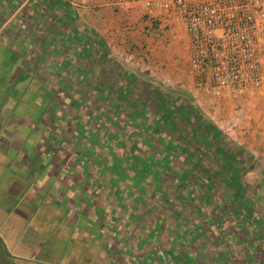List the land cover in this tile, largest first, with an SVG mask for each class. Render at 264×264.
Segmentation results:
<instances>
[{
	"label": "rangeland",
	"instance_id": "374dc122",
	"mask_svg": "<svg viewBox=\"0 0 264 264\" xmlns=\"http://www.w3.org/2000/svg\"><path fill=\"white\" fill-rule=\"evenodd\" d=\"M163 31L164 37H162L163 41L160 43L162 47L171 44L173 36L177 34L182 37L180 40L178 39V42L184 45L187 44L184 33L179 32L171 35V30L168 26L164 25ZM52 39L49 40V43L55 41L54 39L52 41ZM59 41L61 46L67 44L63 39ZM111 45L109 48H111ZM61 52H64V49L59 51L60 55ZM71 52L68 54H71ZM2 54L0 51V145L7 144L10 148L1 147L0 150V264H115L113 260L116 259V256L125 255V257L131 258V253L139 250L136 247V242L140 235L138 229L146 224V221L142 222L141 220L146 219V210L153 211V205H157L158 208L167 206L168 209L176 210L183 207L182 203L188 204L189 208L193 206L198 207L201 203L202 205L197 208L196 212L202 213L203 217L204 215L212 216L211 209H213V214H215L214 207L218 203L215 202L214 205H211L213 202L211 200H214L212 197L214 195L216 197L229 195V187L218 185V179L213 178L212 184L217 185L216 189L210 194L211 198H209L207 194L208 190H206L203 193V200H201L199 194L204 191V188L199 187L197 183L193 182L199 181V185H201L202 182L205 184L208 180L193 179L190 175L191 168L188 167L182 172V176L186 177L190 175V181L180 192V197H186V201H179L180 206L178 207L177 204L172 202V199L176 201L178 199L174 198V195L169 190L173 185L168 184V181L165 179L166 177H164L166 172L165 166L169 165L168 161L162 163L161 169H156L153 167L158 165L157 159L151 157L149 160L153 159V161L149 163L150 168H146L148 171L145 177L139 176L133 171L134 166H137L136 164L133 166V161H128V157L124 160L125 155L122 152V158H120L118 152L113 150L112 146H105L104 139L108 136L103 135L110 134V128H108V121L105 123L103 120L102 122L100 115L94 118L95 123H98L101 128L99 138L98 140H92L93 138L90 133H94L90 132V129H88L89 125L85 121L90 119L87 118L88 116L93 118L97 110L91 108L86 115L85 113H81L79 107L83 105H79V107L72 105L74 101L72 96L74 94L72 93L73 90L66 86L68 84H63L56 80L59 76L61 80L67 76L66 72H60V75L55 73L57 70L62 71L63 69L71 68L72 60L70 57H67L66 53L61 58L57 67L55 65L48 67V58H44L41 62L47 66V69L44 67L42 71L36 74V77L43 79L51 75L54 76L56 81L53 83V86L59 84V94L51 90L52 82L41 83L39 80L35 81L36 77L24 71L19 74L17 70L20 65L12 67L13 64L4 61L6 56ZM113 54L124 68L140 73L144 81L156 85L159 84L162 87L165 86L161 81L163 74L161 76L160 74L168 67L170 59L165 57L163 53L159 54L160 56L154 57L151 45L142 44L139 51L132 57L127 55L120 56L117 53ZM155 58L158 60L155 61ZM171 60L178 61L181 66L184 64V58L173 57ZM65 61L70 62L67 64ZM85 72L86 68H79L76 73L72 74L73 77L75 76L79 79L83 77V73ZM167 72L166 74L170 76L171 71ZM101 74L103 72H98L94 79H98V76ZM178 74L183 76L182 73ZM25 79H27V82H20V80ZM108 82L110 86L114 85L112 81ZM71 84L77 86L76 83ZM173 87L177 88V90L175 89L176 91L185 90L179 88L178 85ZM185 92L191 94L189 91ZM85 94L87 93L83 91V95ZM119 121L123 120L119 119ZM87 130L88 133L85 132ZM71 131H73L74 135L84 133V138L80 142L83 146L80 148L83 151L87 150L86 152H89L88 155L86 154L87 156L82 154L79 149L74 148V143L72 145V142H74L73 138L68 136ZM101 136L103 137L100 139ZM26 140L34 143L35 146H46H42L41 151L44 154H41L42 157L40 159L44 160L42 165L47 167L48 171L44 169L34 171L32 169L31 175L29 168L33 166L28 160L31 154L22 151L24 147L25 149H29V144ZM62 142H65L63 148L61 147ZM14 144H17V147L12 148L11 145ZM50 146H54V148L60 146L59 151H54ZM46 148L52 151L49 153L43 152ZM70 150L71 152H69ZM60 151L63 152L60 153ZM58 152L60 155H58ZM111 153L113 154L111 155ZM56 156H59L58 159ZM112 157H115V159L111 161ZM63 160H73L77 165L83 164L82 168L85 166L84 170L89 171L90 176H87L89 177V181L78 180L82 184V191H80L81 186L67 185L65 188L57 183L55 172H59V175L62 176L67 168L62 162ZM122 161H127L125 164L127 168H125ZM19 162L24 163L23 168L19 167ZM191 163H188V166ZM197 164L198 171L205 169L206 171L213 172L214 163L202 162V164H205L202 166L201 162H197ZM53 167L54 169H52ZM163 167H165L164 170H162ZM48 172H50L49 174L52 173V175L50 176ZM207 175L206 173L203 174L204 178H207ZM82 177L84 178L86 175L83 174ZM154 177H157V179L161 177L160 185L157 184V179H154ZM169 178L172 179L171 175ZM243 178L242 183L246 187V194L254 197V193L261 190L255 180L257 179L256 172L252 171ZM14 182L19 183L21 191L17 194L6 196V189L14 184ZM155 183L157 184L156 186H154ZM108 185L111 190L115 189V191H112L114 193L107 192L106 186L108 187ZM192 187L197 190H193ZM167 192L172 199L166 203L165 199H167V196H164V194ZM151 193L152 195H150ZM106 195L108 200L115 201L114 205L106 202V204H102V201L99 199ZM127 200L132 203L128 202L130 206L127 205L128 203L123 206ZM121 206H123L122 209L124 211L120 213V220L118 222L110 221L105 223L104 230L101 231L105 232L114 229L112 225H118L117 231H120L122 227H124L122 228L123 231H126V226L130 225L131 229L134 228V231L131 233L132 236L129 243L126 233L122 232L124 234L120 246H110L109 239H99L95 235L93 229L96 226V217L103 218L106 216L103 208L111 210V207L120 208ZM226 209H229V205ZM184 212L188 215L190 214V210ZM149 213L152 214L151 212ZM92 214L93 216L91 217ZM35 215L36 219L33 218ZM107 218L109 217L107 216ZM170 220L172 222L166 225L165 230L170 233L171 241L180 243L181 239L186 240L187 234L185 232L183 234L180 231L179 225L181 222L177 218H171ZM43 221L45 222L43 223ZM59 222H62L61 226H58ZM224 222L209 219V221H203V224H205L207 232L215 233L216 228H214V224H218L221 227ZM226 222L228 223V221ZM40 223H43L41 227L39 226ZM194 223H199V221L195 220ZM189 226L190 222L188 223L187 230L191 231ZM79 234L80 236H78ZM148 241L151 240L148 239ZM88 242L94 243V250H89L86 247ZM183 243L186 244L185 241ZM143 244V241H140L138 247L140 248ZM186 245L189 246L188 243ZM165 248H168V251L170 250L172 253H176L170 246H165ZM99 253L101 259L100 261H96L97 254ZM143 257L145 261L152 262V264H160L159 260H161L162 264L174 262L169 260L170 256L158 252H146ZM187 257L194 258L195 256L189 255ZM128 262L131 264H143V260H139V262L128 260ZM179 264L182 263L180 262Z\"/></svg>",
	"mask_w": 264,
	"mask_h": 264
},
{
	"label": "crops",
	"instance_id": "0c3cea01",
	"mask_svg": "<svg viewBox=\"0 0 264 264\" xmlns=\"http://www.w3.org/2000/svg\"><path fill=\"white\" fill-rule=\"evenodd\" d=\"M152 23L143 16L140 8H135L127 14H122L112 8L108 0H0V51L3 53L2 55L6 56L4 61L13 64L12 67L20 65L17 70L19 74L24 71L27 74H32L33 77H36V74L42 71L44 67L52 65L57 67L66 53L67 57L72 60L71 68H66L62 71L57 70L55 73L60 75V72H66L67 76L65 78L61 80L59 76L56 80L63 84H68L66 86L71 88V90L74 87L86 90L95 85L103 88L108 87L109 75L105 67L106 63L102 59L91 62L93 60L91 59L92 55L101 57L103 54L108 53L109 57L112 58L114 57L113 53H117L120 56L127 55L132 57L139 51L142 44L151 45L154 57L163 53L165 57L170 59V62L167 65L168 67L160 74V76L163 74L161 81L165 86L157 85L162 88L176 90L177 88L173 86L178 85L179 88L185 89L183 90L184 92L189 91L203 114L212 120L232 144V150L240 149L244 152V156L253 158L254 168H251V162L249 164L243 162L244 167L247 165L250 168L243 177L245 178L252 171L256 172L257 179L255 180L261 190L254 193L253 198L259 200L258 204L261 212L259 222L261 223L258 226L264 232V92L256 91L238 96L235 99L199 92L195 89L188 74V44L184 45L178 42V39L180 40L182 37L178 36L177 33L182 32L185 34L182 26L177 24L168 27L171 30V35L175 33L177 35L173 36L171 44L162 47L160 43L163 39L160 32L163 30V24L157 22L158 30L156 33ZM50 39L54 42L49 43ZM60 39H63L67 44L61 46ZM110 45L111 48H109ZM61 49H64V52H61L60 55L59 51ZM69 52L71 54H68ZM86 57L88 60L85 59ZM173 57L184 58L183 66L178 61H172ZM44 58H48L47 66L41 62ZM115 59L117 60V58ZM154 60L157 61L158 59L155 58ZM65 62L69 64L70 61ZM79 68H86V72L83 73L82 78L78 79L75 76L73 77L72 73H76ZM167 71H171L170 76L166 74L168 73ZM51 72L53 71L51 70ZM98 72H103V74L98 76V79H94ZM178 73H182L183 76ZM92 78L93 80H91ZM34 80H39L41 83L52 82L51 90L59 94V84L53 86L56 81L54 76L51 75L45 79L36 77ZM22 81L27 82V79L20 80V82ZM71 83H76L77 86ZM26 141L29 144V149H25L22 146V151L31 154L28 158L33 166L29 168L31 175L32 169L34 171L40 169L48 171L47 167L42 165L44 160L40 159L42 157L41 154H44L41 151L43 145L39 147L28 140ZM16 145H11V147H17ZM1 147L10 148L7 144L0 145V150ZM51 147L56 152L60 148L59 146L57 148ZM51 151L46 148L43 152L49 153ZM58 155H60L59 152ZM56 157L58 158L59 156ZM23 162L17 163L19 167L23 168ZM69 162L70 164L68 162L64 163L67 168L62 176L59 175V172H55L57 183L65 188L67 185L81 186L80 191H82V184L78 180L89 181V177H82L83 174L86 175V171H83L85 166L82 168L83 164L77 165L73 160ZM49 175L51 176L52 173ZM20 191L21 186L18 182H14L6 189L5 195L11 196ZM248 197L251 196L248 195ZM212 198L214 200H211V202L218 203L220 199H223L222 196L216 197V195ZM235 204L236 200L230 206ZM188 206L185 203L181 209L184 211L190 210V214L197 211L195 208H189ZM33 218L36 219V215ZM43 223H40L39 226L41 227ZM61 225L62 222H59L58 226ZM214 225V228L217 229L218 226ZM202 226L205 227V224H202ZM230 231L231 234L239 231V225L233 224Z\"/></svg>",
	"mask_w": 264,
	"mask_h": 264
},
{
	"label": "trees",
	"instance_id": "16d2710c",
	"mask_svg": "<svg viewBox=\"0 0 264 264\" xmlns=\"http://www.w3.org/2000/svg\"><path fill=\"white\" fill-rule=\"evenodd\" d=\"M152 24V27L157 31L158 23L153 22ZM85 59L88 60L87 57ZM91 59L94 60L91 62L102 59L106 63L105 67L109 75L108 81L114 83L112 86L108 85L107 88L95 85L86 90L79 87L73 89L74 101L72 105L78 107L83 105L79 107L81 113L86 115L91 108L97 110L93 118L88 116L87 118L90 119L85 121L89 125L90 132L94 133H90L92 140H98L99 138L101 128L98 123H95L94 118L100 115L102 122L103 120L105 123L108 121V128H110V134L103 135L102 132L103 136H108L104 139L105 146H112L113 150L118 152L120 158H122V152L125 155L124 160L128 157V161H133V166L135 164L137 166H134V168L132 166V168L139 176L145 177L148 171L146 168H150L149 163L153 161V159L149 160L151 157L157 159L158 165L153 167L156 169H161L162 163L168 161L169 165L165 166L164 177H166L168 184L173 185L169 190L174 195L173 197L178 200L169 197L168 192L164 195L172 199V202L177 204L178 207L180 206L179 201H186V197H180V192L190 181V175L193 179L208 180L205 184L201 181L202 186L198 184L199 187L204 188V191L199 194L201 200H203V193L206 190H208L207 194L211 198L210 194L217 186L212 184V179H218L219 183L217 184L228 186L230 194L223 197L222 200L220 199L219 203H216L214 207L216 214L224 211L228 203L231 205L234 200H236V204L229 206V210L233 212L232 214L240 215L247 210L258 211L259 214V219H255V221L250 219L249 215L248 219L241 220L238 223L239 228L242 227L240 224H244L247 225V230L244 232L237 231L231 236H234L236 241H264V232L262 229H258V225L261 223L259 222L261 216L259 200L248 197L246 187L242 183L243 175L250 169L247 165L244 167L243 162L247 164L251 162V168H254L253 158L244 156V152L240 149L232 150V144L212 120L203 114L190 94L184 91L178 92L171 88H162L159 85L144 81L140 73L124 68L114 57H109L108 53L103 54L101 57L92 55ZM83 91L87 94L83 95ZM119 119L123 121L120 122ZM85 132L88 133V130ZM68 136L73 138L72 145L74 143V148L79 149L82 154L88 155L87 150L83 151L80 148L83 146L80 142L84 138V133L74 135L71 131ZM63 144L65 142H62V148L64 147ZM72 145L70 144V146ZM114 159L115 157H112L111 161ZM197 162H201V166L205 165L202 162L214 163L213 172L209 170L206 172L202 168L198 171ZM122 163L125 165L127 161H122ZM188 163L191 164L188 166ZM188 167L191 168V174L186 177L182 176V172ZM125 168H127V165H125ZM83 171H86V169H83ZM83 171L81 170V172ZM88 172L86 171V176H89ZM168 173L170 174L168 175ZM205 173L208 174L207 178L203 176ZM170 175L172 179L169 178ZM160 178L154 177L159 185L161 184ZM197 182L194 181L193 183ZM106 188L108 193H114L112 191H115V189L111 190L109 185ZM193 190L197 189L193 188ZM128 202L130 201L127 200L123 206ZM130 203L127 205L130 206ZM214 204L215 202L211 203V205ZM200 205L202 204L200 203ZM123 206L121 207L123 208ZM198 207L193 206L196 210H198ZM224 214L227 215V209Z\"/></svg>",
	"mask_w": 264,
	"mask_h": 264
},
{
	"label": "built area",
	"instance_id": "2783aa9c",
	"mask_svg": "<svg viewBox=\"0 0 264 264\" xmlns=\"http://www.w3.org/2000/svg\"><path fill=\"white\" fill-rule=\"evenodd\" d=\"M122 14L182 26L195 89L217 97L264 92V0H108ZM164 37V31L160 32Z\"/></svg>",
	"mask_w": 264,
	"mask_h": 264
},
{
	"label": "flooded vegetation",
	"instance_id": "af4514ba",
	"mask_svg": "<svg viewBox=\"0 0 264 264\" xmlns=\"http://www.w3.org/2000/svg\"><path fill=\"white\" fill-rule=\"evenodd\" d=\"M69 161L71 160L67 161L70 164ZM62 162L67 163L64 160ZM157 184L155 183L154 186H156ZM150 195H152V193ZM149 199L152 200L151 198ZM99 200L102 201V204L106 202L108 204L114 205L115 203V201L113 200L110 199L108 200L107 195L105 197L100 198ZM169 201L170 199L167 197V199H165V202L167 203ZM111 208H112L111 210L107 208H103V211L106 212V216L103 218L99 216L96 217V224H95L96 226H94L93 230L95 232V235L99 239L107 238L110 241V246L116 245V247H118L121 244L122 236L124 233H126V238L128 239V243H129L130 237L132 236L131 233L132 231H134V228L131 229V226L127 224L128 227L126 226V231H123L122 228L124 227L120 228V231H117L118 225L117 226L112 225L114 229H110V231L102 232L101 230H104V227L106 225L105 223L110 221L118 222L121 218L120 213L124 211L122 207L120 208L111 207ZM146 212H147L146 219L141 220L142 222L146 221V224L142 225L143 227L138 229L140 235L138 236L136 247L139 250L134 253L132 252L131 258L125 257V255H121L118 257L116 256V259L113 260L115 264H131L130 262H128V260L131 261L134 260L138 262L139 260H143V264H152V262L145 261L143 256L146 252L149 253L158 252L161 254H166L170 256L169 260L174 261V262H169L170 264H179L180 262L182 264H264V241L261 240L236 241L235 237L231 236V231H230L231 226H233V224H238L241 220L244 221V219H248L249 216L250 219H252L253 221H255V219H259L258 211H256L257 212L256 213L254 211L252 212L251 210L249 211L247 210V211H243V214L236 215V214H232L233 212L228 209L227 215L224 214L225 212L224 210L218 212L220 214H216V213L213 214L214 212L212 211V216L204 215L203 217L202 213L195 212L193 214L188 215L181 208L173 210V209H168L167 206L163 208H158L157 205H153V211L146 210ZM149 212H151L152 214H150ZM92 216L93 214L91 215V217ZM107 216L109 218H107ZM171 218L172 219L177 218V220L181 222L179 225L180 231L183 234L184 232L185 234H187L186 240L181 239L180 243L171 241L170 233L167 232V230H165L166 225L172 222L170 220ZM209 219L210 220L215 219L216 221L218 220L223 222L225 221L224 224H226L227 223L226 221H228V223L225 226L223 224L221 227L217 224L218 227L216 229V232L210 233L207 232L205 227L202 226L203 224L202 222L209 221ZM195 220H198L199 223H194ZM138 221L140 222L139 218ZM189 222H190L189 228L191 231L187 230ZM240 226L242 227L239 228V231L244 232L247 230V225L240 224ZM258 229H260L259 226ZM148 239H150L151 241H148ZM140 241H143L144 244L141 245L139 248L138 243ZM182 241L183 242L185 241L186 244L188 243L189 246H187ZM165 246L172 247L176 253H172L170 250L168 251V248H165ZM86 247L89 250L91 249L94 250L95 248L94 243L91 242H88V245ZM189 255H194L195 257L188 258L187 256ZM100 259L101 256L99 253L97 254L96 261H100ZM159 262L160 264H162L161 260H159Z\"/></svg>",
	"mask_w": 264,
	"mask_h": 264
}]
</instances>
